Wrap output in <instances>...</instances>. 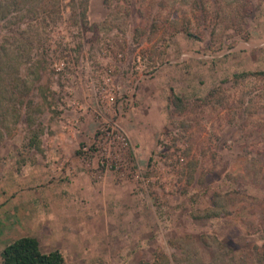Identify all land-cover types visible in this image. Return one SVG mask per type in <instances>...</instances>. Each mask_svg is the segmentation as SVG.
<instances>
[{
	"label": "rangeland",
	"instance_id": "obj_1",
	"mask_svg": "<svg viewBox=\"0 0 264 264\" xmlns=\"http://www.w3.org/2000/svg\"><path fill=\"white\" fill-rule=\"evenodd\" d=\"M61 6L54 25L0 21V41L25 48L35 60L19 64L31 104L21 107L0 142V248L27 231L43 250L61 247L68 264H258L254 252L264 250V0H88L84 29L72 15L73 0ZM245 70L255 73L233 76ZM171 89L187 100L182 112L171 109ZM103 119L123 135L117 169L97 164ZM145 121L157 130L139 140ZM63 122L76 129L70 136L78 140L75 161L66 146L58 153ZM37 130L40 147L28 148ZM149 140L155 144L144 162L137 149ZM80 172L96 184L129 181L135 198L89 196L79 204L86 208L81 216L71 200L46 205L36 196L28 208L21 203L31 195L21 193L30 177L67 188ZM137 201L138 213L104 221L110 205L131 209ZM27 210H54L58 221L46 227ZM69 226L78 230L81 248L54 235Z\"/></svg>",
	"mask_w": 264,
	"mask_h": 264
},
{
	"label": "trees",
	"instance_id": "obj_2",
	"mask_svg": "<svg viewBox=\"0 0 264 264\" xmlns=\"http://www.w3.org/2000/svg\"><path fill=\"white\" fill-rule=\"evenodd\" d=\"M61 3L62 0H0V21L19 23L29 18L30 24L54 25L62 16ZM87 9L88 0H73L72 15L80 29L88 27ZM181 30L187 35H194L189 28H181ZM29 39L26 43L30 42ZM25 53L29 52L23 47L12 48L8 41L4 39L0 41V142L16 124L21 115V107L30 105L32 101L25 97L29 89L28 82L21 73L19 64L35 60ZM252 73L255 71L245 70L235 72L233 76ZM169 101L174 113L182 112L187 103V100L173 89L170 90ZM39 132L40 130H37L34 137L26 142L28 148L39 149ZM263 251L254 252L258 264H264ZM0 258V264H67L58 248L45 251L41 249L38 239L32 235H20L5 243L0 251Z\"/></svg>",
	"mask_w": 264,
	"mask_h": 264
},
{
	"label": "crops",
	"instance_id": "obj_3",
	"mask_svg": "<svg viewBox=\"0 0 264 264\" xmlns=\"http://www.w3.org/2000/svg\"><path fill=\"white\" fill-rule=\"evenodd\" d=\"M147 119H149V118H146L145 120H147ZM144 123H145V125H142L143 129L139 133V138H137L139 140L140 139L145 140V139L141 138V136H146L147 137V136H149L151 134L153 135L154 131L157 130V128H156L157 126L155 124H153V126L151 128V126H149L146 123V121ZM125 126H126V128H127L126 130L128 132L130 130L131 133H135V130H134V129H136L135 126H131L129 124H125ZM75 130H73L72 127H70L67 124L65 126L64 122H63V124H61L58 127V131L56 132L60 136L66 135V137H62L61 138V143L59 144V147H58V153L59 154L60 153L63 154V150H65L66 148H69L70 150L66 149L67 151L69 150V152H70L69 155H67V157H69L72 161L76 160V158H75L76 155H74V151H75V149L77 147L78 140H72V138H70V136L71 135L76 136L77 133H76ZM66 141H68V142H66ZM149 142H150L149 146L146 144V147L142 146V148H138L137 149V154H140V159H144L143 160L144 162L146 161L148 155L151 154V151H152V149L154 147V144H155L154 141L151 142L149 140ZM65 146H66V148L62 150V147H65ZM52 147H54V145H52L51 148ZM55 152H57V151H55ZM73 179H74V186L70 185V186H67V188H65V187H60L58 185V183H57V180H55V179H52V180L49 181L48 177H46L44 179V176L41 177L40 175L39 176L30 177L29 180L28 179L26 180L28 184H26V186L21 189V193L22 192L25 193V191L31 190L30 191L31 195L28 192H26L25 198H20L21 199V203L24 204V206L26 208H28L29 199L34 198L36 196L38 198H40V200H41V201H39V203L45 201L46 205H53L52 203L54 202L58 206L59 204H61V205L66 204L67 200H71L70 203L73 202L74 205H77V206L81 207L82 211L78 214V216H81V215L86 214V208L83 207V206H80L79 204H82V201L87 199L89 196L91 198H95V199L97 197H99L100 200L104 199V198L106 200L107 196L112 198L113 200L114 199H118V198H122V200H124L125 198H127L129 200H134L135 195H136V192L134 193V191L132 192L130 190V189H134V188L132 187V184L129 181H123L118 186V187L122 186V187H126L127 188V190L124 191V194L125 193H127V194H125V196L124 195L120 196L118 194V191H121V190H119L116 185L112 184L111 180H109V179H108V181H106V180L99 181V182H97V184L96 183H92V181H90V179L87 176H85V174H83L82 172L75 173ZM77 179H80L81 181L77 182ZM43 181L45 182V184L41 185V183H43ZM94 187H96V188H94ZM20 199H17V196L15 195L14 200L18 201ZM78 201H79V203H78ZM39 203H38V205H39ZM110 206L111 207L114 206V210L110 214H108V213L104 214L103 218H104V221L106 223L107 222L108 223L109 222H114V221L116 222V221L121 220L120 218L118 219V215H120V213H121V215H123V214L127 215V214H130V213L133 214L134 212L138 213L139 210H141L140 209L141 208V202L140 201H137L132 206L131 209H126V206H123V205H120L119 207H118V205L115 206V204L114 205H110ZM62 209L64 210V212H66L65 205L62 206ZM63 210H59V214H61L63 212ZM27 213L30 214V215H35L34 219L37 222L38 221L39 222H43V224H46V227L49 224L55 225V223L58 221L56 216H55V219L53 218V215L55 213L54 210L38 211V212L37 211L33 212L32 210L31 211L27 210ZM112 216H115L116 219L115 220H114V218L111 219ZM25 218H27V217H25ZM71 227L72 226L60 228L61 230L60 229L56 230V228H55L56 232H54V235H56V236H58L60 238L68 239L70 245H72L73 247L74 246L75 247H80V236H78V232H77L78 230L75 229V231H73V229ZM80 229L82 231H84V232L87 230L86 227L85 228L81 227ZM21 235H32V236H35L34 233L27 232V231L21 233ZM2 247L0 248V251H1ZM52 249H54V248H52ZM58 249L60 251H62V248L59 247V246H58ZM49 250H51V249H49ZM45 251H47V250H45ZM67 264H68V262H67Z\"/></svg>",
	"mask_w": 264,
	"mask_h": 264
},
{
	"label": "built area",
	"instance_id": "obj_4",
	"mask_svg": "<svg viewBox=\"0 0 264 264\" xmlns=\"http://www.w3.org/2000/svg\"><path fill=\"white\" fill-rule=\"evenodd\" d=\"M126 103L131 105L132 102L127 100ZM100 115L102 113L100 112ZM115 123V122H114ZM99 137L95 140L98 141L96 144L98 148H102L99 151V157L97 158V164L101 166L113 167L115 169L119 168L121 165V157L115 153L116 149H120L123 146V135L117 126L113 125L112 120L103 119L101 126L99 128ZM89 146L84 145L83 151H89Z\"/></svg>",
	"mask_w": 264,
	"mask_h": 264
}]
</instances>
